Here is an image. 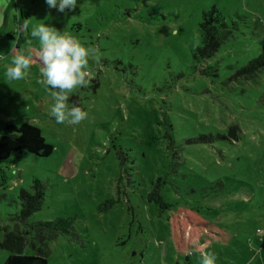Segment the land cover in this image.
I'll use <instances>...</instances> for the list:
<instances>
[{"label": "rangeland", "instance_id": "obj_1", "mask_svg": "<svg viewBox=\"0 0 264 264\" xmlns=\"http://www.w3.org/2000/svg\"><path fill=\"white\" fill-rule=\"evenodd\" d=\"M209 10L234 29L199 63ZM40 24L92 49L90 83L67 101L87 112L79 124L50 117L31 36ZM263 47L264 0H77L66 14L44 0H0V132L28 123L53 147L0 162V242L23 189L43 194L29 222L75 217L72 235L48 243L47 264H200L204 251L216 264H264V69L237 76ZM21 53L33 55L29 74L9 80ZM179 206L230 242L203 237L181 256L170 233ZM7 256L0 249V264Z\"/></svg>", "mask_w": 264, "mask_h": 264}, {"label": "trees", "instance_id": "obj_2", "mask_svg": "<svg viewBox=\"0 0 264 264\" xmlns=\"http://www.w3.org/2000/svg\"><path fill=\"white\" fill-rule=\"evenodd\" d=\"M21 16L26 13L21 11ZM21 20L19 21L20 24ZM234 27L227 28L216 12L207 11L199 23L201 46L192 52V59L199 63L212 58L222 43L232 34ZM215 66L207 67L214 71ZM264 69V47L261 53L250 59L237 72L240 78L252 79L255 73ZM235 128L229 129L235 140ZM199 142H209L204 136ZM53 147L42 137L40 129L34 125L23 123L19 127L7 124L0 132V162H6L12 154H30L38 158L51 155ZM19 209L13 217L14 228L3 235L0 249L8 256L1 264H47L49 255L48 243L59 235H72L75 217L55 218L51 221H34L29 219L39 212L43 205V194L32 195L27 190L19 191ZM171 240L175 250L184 256L201 238L216 237L219 244H228L231 237L220 232L218 226L206 220L196 210L179 206L174 209L171 218ZM28 250L32 254L25 253Z\"/></svg>", "mask_w": 264, "mask_h": 264}, {"label": "clouds", "instance_id": "obj_3", "mask_svg": "<svg viewBox=\"0 0 264 264\" xmlns=\"http://www.w3.org/2000/svg\"><path fill=\"white\" fill-rule=\"evenodd\" d=\"M49 8L57 12H71L77 7V0H44ZM31 36L38 40L36 58L42 79L37 83L51 89L52 104L50 117L57 124L76 125L87 119V112L79 106L67 107L69 93L80 87H87L89 58L92 49L84 46L74 37L47 24H40L32 29ZM33 60L32 54H18L12 58L11 65L5 70L9 80H22L27 77ZM258 232L261 230H257ZM216 255L211 251L200 253V264H216Z\"/></svg>", "mask_w": 264, "mask_h": 264}]
</instances>
